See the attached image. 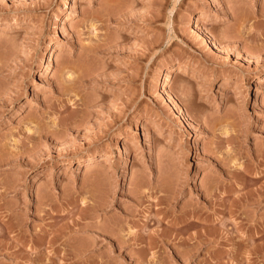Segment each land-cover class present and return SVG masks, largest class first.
I'll return each mask as SVG.
<instances>
[{"label": "rangeland", "instance_id": "1", "mask_svg": "<svg viewBox=\"0 0 264 264\" xmlns=\"http://www.w3.org/2000/svg\"><path fill=\"white\" fill-rule=\"evenodd\" d=\"M0 264H264V0H0Z\"/></svg>", "mask_w": 264, "mask_h": 264}, {"label": "bare ground", "instance_id": "2", "mask_svg": "<svg viewBox=\"0 0 264 264\" xmlns=\"http://www.w3.org/2000/svg\"><path fill=\"white\" fill-rule=\"evenodd\" d=\"M50 61H51V60H50ZM50 61H49V62H50ZM49 62H48L47 64H49ZM51 65H52V64H51ZM183 69H184V68H183ZM183 69H182V70H183ZM168 74H169V73H168ZM173 74H174V73H173ZM171 76H172V75H171ZM165 78H166V77H165ZM164 80H165V79H164ZM166 81H167V80H166ZM162 86H163V85H162ZM162 86H161V87H162ZM193 143H194V142H193ZM196 143H197V142H196ZM195 147H196V146H195ZM108 157H109V155H108ZM104 158H106V157H104ZM108 159H111V158L109 157V158H107V160H108ZM105 160H106V159H105ZM95 164H96V163H95ZM79 166H80V165H79ZM92 166H93V164L88 163L87 165H85V170H87V171L92 170V169H93ZM91 167H92V169H91ZM100 176H104V175H102V174H101V175H98L99 178H100ZM102 196H103V195H102ZM101 199H103V198L101 197ZM164 199H165V198H164ZM99 200H100V199H99ZM100 201H101V200H100ZM164 201H165V200H164ZM101 202L103 203V200H102ZM165 202H166V201H165ZM102 203H100V204H102ZM100 204H99V205H100ZM163 204H164V203H163ZM166 204H167V203H166ZM97 205H98V204H97ZM103 205L105 206V204H103ZM100 206H102V205H100ZM104 206H102V207H104ZM150 220H151V219H150ZM160 221H161V220H160ZM161 222H162V221H161ZM146 223H147V222H146ZM155 223H156V222H155ZM147 224H148V223H147ZM144 225H145V224H144ZM136 238H137V240H139V238H138L137 236H136ZM136 238H134V240H135ZM140 238H141V237H140ZM131 239H132V238H131ZM150 239H151V238H150ZM150 241H151V240H150ZM135 242H136V241H135ZM149 243H150V242H149Z\"/></svg>", "mask_w": 264, "mask_h": 264}]
</instances>
